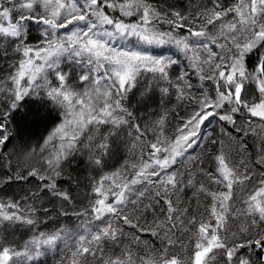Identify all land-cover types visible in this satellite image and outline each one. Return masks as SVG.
I'll return each instance as SVG.
<instances>
[{
    "label": "snow or ice",
    "instance_id": "1",
    "mask_svg": "<svg viewBox=\"0 0 264 264\" xmlns=\"http://www.w3.org/2000/svg\"><path fill=\"white\" fill-rule=\"evenodd\" d=\"M210 4L195 15H184L180 11L165 12L149 0H0V56L8 58L9 46L17 54L16 61L7 66V76L0 80V91L10 99L8 109H0V149L10 142L13 113L22 110L26 98L35 97L42 103L43 91L62 110L60 123L39 148L26 153L16 174L5 179L4 183L30 178L39 183L36 191L22 198L24 206L11 199L0 201V233L17 226L35 227L39 223L35 202L42 193L72 204V195L59 189L57 181L71 179L65 175V167L76 155L86 150L88 163L102 169L116 141L131 138L128 151L132 157L121 168L92 180L88 206L72 213L88 216L90 226H79L75 232L64 228L48 234L40 232L22 248L0 235V264L33 261L44 255L42 248H55L66 235L72 239L69 264H255L238 255L245 248L258 253L259 264H264V169L254 181V174L245 165H241L245 167L241 172L230 164L223 150H218L214 172L205 174L224 190L211 191L200 184L197 191L210 198L200 219L187 217V208L173 204L172 195L182 190L183 181L168 169L189 149L202 147L200 130L210 118L231 124L237 133L243 129L236 127V115L244 114L249 126L250 118L264 122V0H232L227 5L223 0H210ZM134 16L135 22H125L124 18ZM159 23H167L172 30H158ZM32 25L38 27L40 38L29 44L27 32ZM178 28H185L188 34L176 35ZM129 36L148 45L174 44L185 55L192 53V66L201 81L215 85V97L186 92L192 87L186 72L173 83L168 68L175 60L113 46L117 37ZM213 46L220 51H214ZM201 52L206 53L203 58ZM253 54L257 63L249 72L246 58ZM62 58L68 70L61 68ZM73 73L79 81L77 87L70 83ZM143 73L167 83L160 88L162 97L175 88L179 101L193 105L190 112L179 117L180 124L171 136L165 132L166 115L151 127L142 126L126 106ZM49 75L55 77L57 85H52ZM249 84L255 86L251 97ZM102 127L106 134L101 133ZM209 143L222 147L217 139ZM7 156L5 152L0 159ZM255 163L264 165V149ZM10 165L8 160L5 167ZM129 171L131 180L126 176ZM141 183L153 184L156 191L146 195L144 189L133 187ZM187 183L192 185L193 180L189 178ZM237 187L243 192L239 206L234 201ZM30 200L32 203H28ZM144 200L149 202L145 204ZM157 208L162 219L157 216ZM60 214L67 216L69 212L62 209ZM148 214L154 217L150 222L145 219ZM239 217L245 221L237 225L229 240V220ZM121 225L131 231L126 232ZM144 233L154 239L142 240ZM185 234L188 243L180 239Z\"/></svg>",
    "mask_w": 264,
    "mask_h": 264
},
{
    "label": "rangeland",
    "instance_id": "2",
    "mask_svg": "<svg viewBox=\"0 0 264 264\" xmlns=\"http://www.w3.org/2000/svg\"><path fill=\"white\" fill-rule=\"evenodd\" d=\"M184 15H195V13L185 12ZM108 27L109 30H111L110 26ZM156 27L160 31L172 30V26L168 25L167 23H159L156 25ZM60 31L61 33H63L65 30L62 29ZM175 34L178 36H184L187 35L188 33L185 28L183 29L178 28L175 30ZM39 38H40V31L38 27L32 25L31 29L27 32V42L29 44H34L38 41ZM112 43L113 46L117 48H121L123 50L138 51L153 57H161L165 59L170 58L172 60H175L176 63L168 68L169 78L173 81V83H175L177 76L186 72L188 74L186 79L188 80V83L191 84L192 86L190 89L186 88L185 89L186 92L194 96H200L202 93H206L209 97L212 98L215 97V90H214L215 85L208 80L201 81L199 79V75L196 72V69L192 66L193 65V60L191 58L193 55L192 53L185 55V53L180 51L174 44H164V45L144 44L142 42H139L136 37H132V36H129L126 39L117 37V39L114 40ZM213 50L220 51L218 48H215L214 46H213ZM200 55L201 58H203L206 55V53L201 52ZM13 56L15 57L14 60L15 62L17 59V54L14 53ZM179 58L180 61L178 62ZM64 62L67 61L66 59L62 58L61 66ZM245 67L247 68L246 64ZM247 70L251 72L254 70V68L251 69L247 68ZM48 78L49 80H51L53 86L58 84V81L55 79L53 75H49ZM158 84H160V86L162 87L167 86L166 82L155 80L153 74L143 73L142 76L139 78V82L137 83V86L135 87L138 93V99L141 100L143 94H145L146 90L144 89V87L145 88H148V86L153 87ZM247 87H248V96L249 97L253 96L255 94L254 91L255 86L249 84ZM221 90H223V86L221 87ZM0 98L6 100L7 102L8 101L10 102L9 95L3 91H0ZM168 98H171V101L173 103L169 104L167 110L164 111L163 114H161L158 117V120L161 118V116L164 115L167 116V119L165 121V132L169 136H171L175 132L176 127L180 124L179 117L185 116L188 112H190L193 105L188 101H183V102L179 101L177 99L175 88L169 89ZM224 110L225 109H221L220 111L223 112ZM235 119H236V127H240L243 129V131L240 133L233 131V126L231 124H226L225 122L220 121L217 117L210 118V120L207 121L200 130V136L202 138L200 144L202 145V147H194L192 149H189L184 156L177 158V162L175 165L172 166V168L168 169V172L170 173H178L179 174L178 178L183 181V183L180 185V188L182 190L174 193L172 195V199L174 206L180 209H185V208L188 209L187 217L196 216L197 219H200V213L202 211V208L210 204V198L206 197L203 193H199L197 191L200 184H204L211 191L224 190L220 185L211 182L209 177L205 174L206 172L209 171L214 172L215 170L214 156L216 155L218 150H223L227 155L230 164L238 167L241 172L245 171V167H242L241 165L242 164L245 165L247 167V171L254 174V181L260 177L262 169H264V165L257 166V164L255 163L260 159L261 150L264 149V122H261L258 118H250L251 126H249V124L245 122L244 114L236 115ZM144 126L151 127L153 126V124H145ZM222 129L224 131H222ZM224 132H227L228 134L225 135ZM212 133L218 134L217 140L222 141V147L220 145H215L211 151V157L209 158L207 153L208 152L207 146L209 144L206 145V143L209 142L210 139L209 136ZM149 138H151L150 133H149ZM130 140L131 138L125 139V141L127 142V150L125 152L126 159L129 161H131L132 159L131 154L128 151ZM121 166H118L117 168H121ZM117 168L110 170L109 172L114 171ZM127 175L133 177V174L130 171L126 173V176ZM189 178L193 180L192 185H188L187 183ZM152 179L156 180L157 178L153 177ZM142 184L144 183L135 185L133 187L135 189H142L141 186ZM144 190H145V194L148 195L149 191L152 193L156 191V186H154L151 183H148L147 189ZM242 195L243 192L241 191V188L237 187L235 189V195H234V201L236 206H239L240 197ZM132 198H135V192L132 194ZM143 202L147 204L149 201L144 200ZM157 216H159L161 219L163 218L162 214L159 213L158 208H157ZM153 218L154 217L151 214H148L145 217V219L149 222L152 221ZM79 219L84 221V223H86L87 220H89L88 216L79 217ZM106 219H110V217H106ZM244 221H245L244 217H239L238 219L235 220L233 219L229 220V225L231 228V231L227 233L229 240L232 239L231 233L237 231V225H242ZM45 222L43 220H40L35 227L23 226L22 228L27 229V232L23 233V236L21 237L22 239L19 240V236H17L15 237V241L12 240L7 242L12 245L15 244L19 245V246H15L17 248H22L23 244L27 240H29L34 235H38L40 232H44L48 234L63 228L60 225L48 226L45 224ZM98 224H100L99 221ZM121 226L125 227L126 232L131 231L126 226L123 225ZM78 227L79 226L77 227L74 226L72 229L74 228L76 229L75 230L71 229V230L75 232L78 229ZM84 227H88V225L87 226L85 225ZM81 230H83L82 227ZM0 235L2 234L0 233ZM151 239L153 240L154 238L150 237L149 240ZM180 239L185 243H188V234H185L184 236L180 237ZM65 243L68 244V247H65ZM71 244H72V239L66 235L62 240L57 242L55 248L53 249L42 248L41 251L44 252V255L40 256L39 258L49 257V256L52 257L53 254L56 255V253L59 252V254H62L61 258L62 260H64V264H69L67 258L70 256L69 249L71 247ZM61 249H64V252L60 251ZM177 251L179 250L177 249ZM243 251L244 249H241L238 254L243 255L244 253ZM39 258L34 259L33 261H36ZM25 262H27V264H30L31 261H25ZM23 263L24 261L21 262V264Z\"/></svg>",
    "mask_w": 264,
    "mask_h": 264
},
{
    "label": "trees",
    "instance_id": "3",
    "mask_svg": "<svg viewBox=\"0 0 264 264\" xmlns=\"http://www.w3.org/2000/svg\"><path fill=\"white\" fill-rule=\"evenodd\" d=\"M149 2L157 8H162L165 12L179 10L183 14L185 12L195 13L205 5L211 7L210 0H149ZM223 3L227 5L232 3V0H223ZM169 5L172 6L171 9ZM111 14L113 16L119 15L118 13ZM124 19L126 23H132L136 21L137 17H127ZM0 48H3V45H0ZM13 54L14 52L11 51V46H9L8 58L4 59L0 56V80L7 76L9 71L7 66L15 60ZM179 61L180 58L178 62ZM256 63L257 57L255 54L246 58L245 64L247 68H255ZM68 67L69 65L67 62H64L61 66L64 70H68ZM75 77L76 74L73 73L72 78H70V83H72L74 87H77L79 86V81ZM161 87L160 84L150 87L145 94H143L141 100L138 99L136 88H133L128 95L126 106L133 112L134 116L137 117L136 122L140 123L142 126L145 124H154V121H157L158 117L167 110L169 104L173 103L171 98H168V95L161 96ZM144 89L146 90L145 87ZM41 97L43 100L42 103H37L35 97L32 99L26 98L22 110L13 113L9 125L11 140L6 147L0 149V156L5 152L8 153L6 158L0 159V201L11 199L13 201H20L22 206H24L26 202L22 198L28 197L29 193L36 191L39 181L35 179L30 178L28 181L13 180L9 183H4V181L8 175L16 174L17 168L22 165L26 153L34 147L39 148L49 132L60 123L62 115L60 107L48 100L47 97L44 96L43 91L41 92ZM9 103V101L7 102L0 98V109L6 111ZM101 133L106 134L105 127L101 128ZM209 137L210 139H217L218 134L212 133ZM206 145H208L207 153L210 158L211 151L215 145L209 142H207ZM126 150L127 142L125 139L116 141L112 147V155L105 158L106 163L102 169L94 168L88 163V154L86 150L76 155L72 159V162L65 167V175H70L71 179H59L57 181L59 189L67 190L72 195V204L69 205L47 193H42L41 198L35 202V207L38 209L35 214L36 218L39 221H46L45 224L48 226L60 225L64 229L70 230L74 226H90L88 223L89 220L84 223V221L72 213L83 211L88 206L89 199L91 198L90 185L92 180L99 179L100 175L103 173L121 166L126 160ZM8 160H11V165L10 167H5ZM32 162L34 163V161ZM24 171H26V169H24ZM127 178L131 180L133 177L127 175ZM145 185H141L142 189H147L148 184ZM28 203H32V201L30 200ZM45 208L48 209L47 212L43 211ZM62 209L69 212V215L65 216L60 214ZM91 223L98 224V221H92ZM75 229L76 228L72 230ZM25 232H27V229L17 226L1 234L7 238V241H15V237L17 236H19V240H21ZM150 237L149 234H141L142 240L150 241ZM14 246L19 245L15 244ZM60 251L64 252V249ZM243 252V256L250 258L255 264H259L258 253L250 252L246 248ZM61 256L62 254L57 252L56 255L53 254L52 257L49 256L50 258H39L36 261H31L30 264H64V260H62ZM23 264H27V262L24 261Z\"/></svg>",
    "mask_w": 264,
    "mask_h": 264
}]
</instances>
